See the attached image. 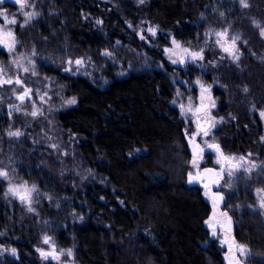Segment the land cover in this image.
Returning a JSON list of instances; mask_svg holds the SVG:
<instances>
[{
	"label": "trees",
	"instance_id": "16d2710c",
	"mask_svg": "<svg viewBox=\"0 0 264 264\" xmlns=\"http://www.w3.org/2000/svg\"><path fill=\"white\" fill-rule=\"evenodd\" d=\"M246 2L248 7L241 0H149L146 16L161 36L154 41L156 49L145 50L160 60L171 36L200 44L209 72L205 78L223 87L215 89L217 115L223 118L214 131L217 144L227 155L263 159L264 60L258 58L264 56L259 31L264 0ZM33 3L40 17L18 37L39 59L55 58L41 72L79 98L75 107L57 114L60 132L74 138L76 158H52L51 150H37L27 133L3 136L4 157L12 163L8 169L17 182H29L38 192L30 211L0 180V247L17 250L14 258L0 254V264H48L36 250L46 246L45 237L72 249L74 264H226L223 249L206 228L211 206L202 188L188 183L194 153L187 125L173 105L171 67L111 77L105 88L63 74L66 59L88 55L100 60L101 50L124 39L122 21L103 0ZM200 21L233 31L243 27L248 41L241 44L239 59H221L205 38V26L199 29ZM0 59L9 60L1 49ZM70 159L71 168L89 170V176L84 179L73 170L63 175L62 162ZM243 194L245 202H253ZM237 217L238 239L256 254L252 264H264L263 219L248 209Z\"/></svg>",
	"mask_w": 264,
	"mask_h": 264
},
{
	"label": "rangeland",
	"instance_id": "374dc122",
	"mask_svg": "<svg viewBox=\"0 0 264 264\" xmlns=\"http://www.w3.org/2000/svg\"><path fill=\"white\" fill-rule=\"evenodd\" d=\"M103 1L112 6L116 15H119L123 27L121 37L123 36L124 39L116 40L113 50L109 47L101 50L100 60H94L88 55L66 59L65 61L63 59L64 68L62 73L83 77L96 86L105 88L111 82V77L125 78L134 71L144 72L154 69L167 71L168 65L173 70L170 73L175 86L173 105L179 110L180 116L187 125V137L193 152L196 143H199L203 150L210 148L209 145L217 144L214 131L223 118L217 115L220 105L218 104L219 98L215 96V89L223 87L216 79L213 78L212 81L208 82L205 78L209 72L204 66L205 56L203 49L200 48L201 45L196 42H183L171 36L168 40V46L161 51L163 60L154 59L150 52L145 49H156L154 41L161 36V33L159 26L146 16L149 0H144L143 3L140 0ZM33 2L34 0H25L23 8H21V5H13L4 0L3 3H0V14H2L0 15V32L7 33L11 31L15 37V44L11 50L4 43H0V49L9 56L7 62L0 59V135H2L0 136V138L2 137L0 139V172L7 173L6 176H0V180L6 183L7 193L26 205L27 209L32 206L33 198L38 192L37 187L29 182H17L14 170L10 171L8 169L12 163L10 160H5V150L2 145L3 136L11 137L9 133L16 131H19L21 135L27 133L35 148L37 150L50 149L52 158L59 159L62 157L65 160L69 156L76 158L73 146L74 138L66 137L60 132L57 126V114L75 107L79 101L77 96L69 94L65 85L41 72L42 65L56 63L55 58L54 60L45 57L39 59L40 55L38 56L36 51H28L24 41L19 40L18 34L40 17V13L36 10ZM6 5L9 6L6 7ZM131 9L134 18L132 21L127 15L128 12H132ZM33 13L34 15L29 18V14ZM13 19L16 20V23H9ZM202 22L200 21L197 24L199 29H203L202 27L205 26L202 25ZM253 24L256 27L260 26L258 19H254ZM99 26L101 27V23H99ZM115 26L116 24H114ZM152 29L155 30V34L152 33ZM242 29L243 27H239L233 31L231 27L219 29L206 25L203 33H205L207 42L214 44L216 49L220 51V58L225 56L233 59L240 54L241 44L248 41ZM259 31L261 33L264 28L260 27ZM217 33H226V35L218 36ZM233 38H236L234 44ZM225 48L229 51H225ZM106 53H110V55ZM191 53H199V56L193 59ZM77 60H81L83 63L78 65ZM258 60L263 61L264 56H260ZM17 80L20 81L19 84L16 83ZM5 81L11 82L6 83ZM26 90L28 94L24 96V99H18L19 96L24 95ZM71 100H75V103H69ZM201 107L209 108L208 118L212 120V127H210L207 136L197 130V111ZM33 112L36 113L35 116L32 115ZM261 112L264 111H259V117L264 123V118L260 116ZM262 138H264V132ZM262 140L264 142V139ZM71 151L72 155L70 154ZM212 153V159L208 162L205 160L200 162L193 154L192 168L188 175V183L200 186L203 197L211 204V214L206 221V228L209 223L213 226L215 219L220 217L226 210H229V213L231 212L236 228L239 223L237 214L239 215L245 209L255 212V215L262 218L264 222V208L260 207L261 201L264 200V158L259 159L251 155L224 154L225 156L237 158L244 157L238 168L231 169L232 175L229 176L228 162L226 161L223 167L221 161L220 163L217 162L219 159L218 154L215 151ZM208 163H210V166H207ZM62 164L63 175H68L73 170L84 179L89 176V170H79L76 166L73 168L74 164L71 168V159L62 162ZM207 169H212V172H208ZM33 187L35 190L30 194V203L28 200H21L20 195L24 194L25 188L33 189ZM10 188L19 189L20 191L18 194H14L9 191ZM241 193L244 196L249 195L252 197L253 202H245L248 199L246 197L247 200H244L243 196L240 197ZM218 196L223 197V200L219 201L223 205L221 208L218 207L216 202ZM233 198L237 199L234 205L231 203ZM207 230L211 240L217 241L223 249L226 264H230V261L235 264V259H238L240 264H252V259L256 254L253 253V248L249 244L242 242L237 236L223 229H215V235H213L211 227ZM233 240L235 243H233ZM236 244L245 245L248 249L247 254L240 256ZM13 249L15 248L4 249L0 247V254L11 258L17 257V250L15 249L13 254ZM36 250L45 263L74 264L72 260L73 250L59 248L50 239L46 246L39 247ZM69 250L71 255H68ZM41 252L48 253V255L42 256ZM261 258L263 256L259 257V259Z\"/></svg>",
	"mask_w": 264,
	"mask_h": 264
},
{
	"label": "snow or ice",
	"instance_id": "6c2138e0",
	"mask_svg": "<svg viewBox=\"0 0 264 264\" xmlns=\"http://www.w3.org/2000/svg\"><path fill=\"white\" fill-rule=\"evenodd\" d=\"M17 2L20 3L21 8H23V7L25 6V0H17ZM140 2L143 3L144 0H140ZM0 3H3V0H0ZM241 4H242L243 7H248V4H247L246 0H241ZM0 15H2V14H0ZM31 15H34V13H33V14H29V18H31ZM5 19H6V17H5ZM9 23L15 24V23H16V20L13 19V20L9 21ZM98 23H99V21H98ZM151 31H152L153 34H155V30H154V29H152ZM217 35H218V36H225L226 33H217ZM261 35L264 36V31L261 32ZM9 38H11V39H9ZM142 38H143V37H142ZM235 39H236V38H233V44L235 43ZM0 43H4L5 46L8 47L9 50H11V49L14 47V44H15V37H14V34H13L11 31H9V32H7V33L0 32ZM174 43H175V42H174ZM185 51H186V50H185ZM225 51H229V49L225 48ZM106 54L110 55V53H106ZM191 55H192V58H193V59H196V58L199 56V53H191ZM201 58H202V57H201ZM234 59H237V60H238V59H239V56H235ZM173 62L175 63V61H173ZM76 63L79 65V64H82L83 61H81V60H77ZM25 71H27V69H25ZM5 82H6V83H10L11 81H5ZM16 83L19 84L20 81L17 80ZM245 91H247V89H245ZM27 94H28V92H27V90H26L25 93H24V95L19 96L18 99L23 100V99H24V96H26ZM69 103H75V100H71V101H69ZM32 115L35 116L36 113L33 112ZM260 116H261L262 118H264V112H261V113H260ZM9 135H11V136H19V135H21V133H20L19 131H16V132H10ZM204 135H205V136L208 135V130H204ZM262 139H264V138H262ZM197 147H198V146H197ZM209 147H213V148H215V150L217 151V153H219L220 157H222V159H223L224 161H227V162H228V165H229L228 175H229V176L232 175V171H231V169H232V168H238V167L240 166V161H243V160H244V157H242V156L239 157V158L234 157V156H225L224 153L221 151L219 145H217V144L209 145ZM201 151H202V150H201ZM233 161H235V163H233ZM217 162L220 163V160L218 159ZM207 171H208V172H212V169H207ZM222 171H223V168H222ZM6 175H7V173H5V172H0V176H6ZM190 180H191V175H190ZM34 190H35L34 187H33V189H27V188H25V190H24V194H23V195H20V199H21V200H28L29 203H30V194H31V192L34 191ZM9 191L13 192L14 194H18L20 190H19V189H15V188H10ZM217 198H218L219 200H222V199H223L222 196H218ZM260 207H261V208H264V200L261 201ZM29 210L31 211L32 209L29 208ZM222 215L227 216V213L224 212V213H222ZM209 226L212 227V224L209 223ZM215 234H216V233H215V229L213 228V235H215ZM48 241H49V238H48V237H45V238H44V242H45V243H48ZM233 243H235L234 240H233ZM229 248H230V251H231V245L229 246ZM236 249H237V251L239 252V255H240V256H244V255H246L247 252H248V249H247L246 246L243 245V244H236ZM12 252H13V254H14V253H15V249H13ZM41 255H42V256H47L48 253L41 252ZM68 255H71V251H70V250H69V252H68ZM230 264H233V262L230 261ZM235 264H240V261H239L238 259H235Z\"/></svg>",
	"mask_w": 264,
	"mask_h": 264
},
{
	"label": "flooded vegetation",
	"instance_id": "af4514ba",
	"mask_svg": "<svg viewBox=\"0 0 264 264\" xmlns=\"http://www.w3.org/2000/svg\"><path fill=\"white\" fill-rule=\"evenodd\" d=\"M210 108V106H209ZM209 108H206V107H201V109L199 110L201 112V114L197 115V118H196V121H197V126L199 125V123L203 124V122H209L211 124V127H212V120H210L208 118V109ZM205 124L202 125V127L204 126ZM210 130V129H209ZM208 130V131H209ZM201 133V132H200ZM204 134V133H203ZM198 146V147H197ZM202 150V151H201ZM212 152L213 151V147H210V148H206V150H203V148L201 147V145L199 143H196L195 145V149H194V153L197 154L196 158L202 162V161H211L212 159ZM209 165L207 166H210V163H208ZM223 200V199H222ZM220 200L219 199H216V202L218 204V207L221 208L223 205L219 202ZM210 204V203H209ZM211 206V204H210ZM226 210V209H225ZM228 211V212H227ZM226 213H227V216H224V215H220V217L216 218L215 219V223L214 225L211 227L212 229H223V227H229L231 226V228L233 229V233L235 236H237V229L238 227L236 228L235 224H234V218L233 216L229 213V210H226ZM207 228L210 229V226L207 225Z\"/></svg>",
	"mask_w": 264,
	"mask_h": 264
},
{
	"label": "water",
	"instance_id": "95a60500",
	"mask_svg": "<svg viewBox=\"0 0 264 264\" xmlns=\"http://www.w3.org/2000/svg\"><path fill=\"white\" fill-rule=\"evenodd\" d=\"M4 1L7 2V3H10V4H13V5H17V6L20 5V3L17 2V0H4ZM199 114H201V112L200 111H197V115H199ZM203 124H205V125L202 127ZM203 124L199 123V125L197 127V129L200 132H204V130H209V128L211 126V124L209 122H203ZM196 155L197 154H195V156ZM220 158H221L222 163L224 164L225 161L222 159V157H220ZM223 230L227 231L228 233H233V229L231 228V226H229V227H227V226L226 227H223Z\"/></svg>",
	"mask_w": 264,
	"mask_h": 264
},
{
	"label": "bare ground",
	"instance_id": "6f19581e",
	"mask_svg": "<svg viewBox=\"0 0 264 264\" xmlns=\"http://www.w3.org/2000/svg\"><path fill=\"white\" fill-rule=\"evenodd\" d=\"M198 127V126H197ZM211 127V126H210ZM210 129V128H209ZM198 130V129H197ZM199 131V130H198ZM200 132V131H199ZM201 133H204V132H201ZM213 151H215L216 153H217V151L213 148ZM194 153V152H193ZM218 154V156H219V159H220V161H221V158H220V155H219V153H217ZM194 156H195V153H194ZM197 156V155H196ZM195 156V157H196ZM221 163H222V161H221ZM225 164H226V161H225V163L223 164L222 163V166L224 167L225 166Z\"/></svg>",
	"mask_w": 264,
	"mask_h": 264
}]
</instances>
